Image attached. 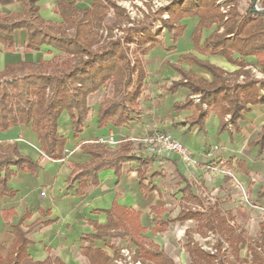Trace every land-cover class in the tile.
Segmentation results:
<instances>
[{
    "label": "trees",
    "instance_id": "trees-1",
    "mask_svg": "<svg viewBox=\"0 0 264 264\" xmlns=\"http://www.w3.org/2000/svg\"><path fill=\"white\" fill-rule=\"evenodd\" d=\"M218 0H174L168 9L169 19L162 21V29L171 33L177 30L176 37L181 33L182 27L179 21L189 18H197L198 23L192 32V42L195 51L210 56H221L227 62L240 67L237 74H242V82L230 81L225 77V71L206 62L197 59L192 54H187L181 59L191 65H195L207 71L211 75L208 82L197 77L191 71H185L179 65H171L181 79L173 82L164 91L174 92L183 87L191 96L198 95L199 101L194 106V115L189 120L203 128V106L207 109H215L221 116L219 131L227 127L230 122L237 130V123L243 119L250 105L261 104L264 98V80L250 77L244 71V63L234 60V54L240 57H254L257 65L264 71V1L261 3V12L252 10L250 0L248 8L240 13L235 5L222 13L216 6ZM38 0H0L1 5L20 3L22 11L19 14H11L0 17V32L4 34L2 43L7 47L13 45L15 30L26 31L28 47L49 46L58 51L60 55L50 60L40 58L36 62L19 61L15 65H9L0 72V132L26 125L30 126L37 135L40 143V151L50 160H60L63 157L66 139L58 132V121L66 112L72 122L74 135H78L83 126L89 108L88 97L97 93L101 88L112 87V96L104 95L99 105L97 126L99 128L111 123L115 127H121L131 120V115H137V100L140 97L145 70L141 61V55L147 48L158 44L155 37L146 27H129L122 32V36L111 39L107 36L98 45V30L104 22L107 10L112 8L115 17H121L124 10L110 0H93L91 9L78 10L73 2L57 0L56 10L61 17V23L55 24L45 21L39 14ZM161 13V11H160ZM226 18V19H225ZM115 25L117 23L114 22ZM114 25V26H115ZM215 26L209 37L201 41L202 30ZM112 25L108 31H112ZM114 28V27H113ZM220 28L223 32L219 33ZM123 30V31H124ZM72 31V33H69ZM142 34L135 43L136 53L134 59L130 58V49L133 36ZM101 38V36H100ZM94 48V46H96ZM85 57V58H83ZM14 69L26 71L22 76L5 78ZM5 78V79H2ZM134 86L132 92L130 88ZM119 98V99H117ZM191 102L190 96L181 103L175 105L176 110L187 108ZM229 116L228 120L225 117ZM250 146H258L259 153L264 148V126L256 139L249 143ZM83 151L92 156V162L75 176V179L83 180L92 178L96 184V175L104 169H112L118 175L121 165L129 161H137L140 164L139 178H143L144 172L151 159L126 157L117 154L108 157L105 148L99 142L96 145H81ZM14 168L15 170H12ZM38 164L30 158L23 156L18 151L16 143L0 144V198L13 197L14 191L8 188L7 183L18 171L34 173ZM80 185L78 193L82 192ZM264 197V191L259 194ZM202 210H182L174 219L162 222L151 229L153 234L164 231L169 223L177 221L195 220L204 218L207 232L224 236L233 231L226 225L227 220L248 223L249 212L238 207L234 214L224 216L213 203L203 207L201 201L192 196ZM107 220L104 224L91 222L94 233L83 237V241L93 245L95 241L104 242V246L113 249L106 241L107 238L125 239L135 246L133 259L141 263L175 264L162 250L148 241L143 234L146 229L140 224V214L113 203L109 210L104 211ZM13 216L12 211H5L3 219L7 221ZM23 217L17 225H11L13 240L7 255L0 254V264H63L58 259L47 256L43 261H33L28 254L30 241L27 232L22 231ZM261 238L254 246L248 244L242 232L227 238L230 243H235L233 249L237 255L240 249L245 248L251 257V264H264V221L259 224ZM30 230V229H29ZM188 233V230H186ZM145 241L149 242V246ZM239 245L240 247H237ZM218 255L221 254L220 243L216 246ZM185 252L189 255L191 264H225L217 256L209 255L193 241L189 239L185 245ZM81 255L89 264H113L120 258V253L114 249L113 258L101 248L82 247ZM214 263V261H216Z\"/></svg>",
    "mask_w": 264,
    "mask_h": 264
},
{
    "label": "crops",
    "instance_id": "crops-1",
    "mask_svg": "<svg viewBox=\"0 0 264 264\" xmlns=\"http://www.w3.org/2000/svg\"><path fill=\"white\" fill-rule=\"evenodd\" d=\"M66 1L73 2L78 10L91 9L93 6V0ZM56 4L57 0H38L39 14L45 21L61 23ZM21 11L20 3L0 4V17L16 15ZM197 23V18L179 21L178 25L182 29L177 37L176 29L171 33L164 31L165 34L158 37V44L147 48L141 55L145 78L136 102L138 114L131 115L127 124L121 127H115L111 123L101 128L97 126L99 105L104 97H98L99 90L88 97L89 111L78 135L73 133L69 115L66 112L61 115L58 132L65 137L66 144L60 160H50L40 151L39 140L30 126L19 125L0 132L1 145L16 143L20 154L38 164L33 174L26 171L16 172L7 183L8 188L14 191V196L0 198L2 256L7 255L13 240L11 225H17L25 217L21 229L27 232L30 241L28 254L33 261H43L50 256L63 264H89L81 255V248L96 247L104 250L106 247L102 241H95L91 246L83 241V237L95 232L91 222H106L104 211L109 210L113 203L139 213L140 224L146 229L143 236L150 238V234L151 239L170 232L171 227L185 233L188 228L186 223L193 220L169 223L164 231L156 234L151 229L176 218L186 208L194 211L199 207L202 210L192 196L203 204V193L215 196L214 203H218L224 216L233 215L238 207L249 212V221L255 216H263L264 197L259 194L264 191V148L259 153L258 146H250L249 143L256 139L264 126V102L248 106L249 110L237 123V130L227 122V127L219 131L221 116L215 109L203 106L201 115H205L203 128H200L189 121L194 115V106L197 103L193 102L190 92L183 87L174 92L164 91L173 82L181 79L171 65H179L185 71H191L197 77L211 81V75L207 71L181 59L187 54L222 69L230 81L239 83L244 80L242 74H237L240 71L239 66L227 62L221 56H210L194 50L191 36ZM215 29L214 25L210 29H203L201 41L209 37ZM221 32L223 28H220L219 33ZM3 38L4 34L0 32V72L19 61L52 59L54 56L49 59L47 52L52 55L60 53L49 46L28 47L26 31L23 29L14 31L12 47L5 46L1 41ZM233 58L244 63L243 70L251 78L256 79L252 76V70H256L262 75L257 80H264V71L257 65L254 57L244 58L234 54ZM188 96L191 100L188 107L176 110L175 105L183 103ZM228 119L229 116H226L225 120ZM154 133L168 134L181 142L190 150L198 165L189 166L175 154L148 155L141 139ZM108 136H113L119 142L114 146L102 144L108 157L121 154L126 157L151 159L143 178L138 176L140 164L129 161L121 165L118 175L112 169L100 171L96 175V184L92 178L82 181L75 179L83 170L81 166H87L93 160L92 156L83 151L81 145H96L99 139ZM133 138L139 141H130ZM208 153L209 157L206 156ZM209 166H218L223 172H211L208 170ZM235 181L249 199L248 206L240 202L241 193ZM80 185L83 189L79 194ZM5 211L13 212V216L7 221L3 219ZM116 240L121 241L111 238L106 241L118 246ZM4 242H7L5 254L2 249ZM153 244L157 247L159 245L155 241ZM158 249L162 250L160 247Z\"/></svg>",
    "mask_w": 264,
    "mask_h": 264
},
{
    "label": "rangeland",
    "instance_id": "rangeland-1",
    "mask_svg": "<svg viewBox=\"0 0 264 264\" xmlns=\"http://www.w3.org/2000/svg\"><path fill=\"white\" fill-rule=\"evenodd\" d=\"M113 1L117 6L124 10V14L121 17H115V12L112 8L107 10L104 22L101 26V29L98 30L97 41L98 45L102 43V41L107 37L110 36L111 39H116L122 36V32L125 33V30L129 27L139 26V27H146L148 31L152 34L155 33V37H159L164 35L165 32L162 29V21H166L169 19L168 9L171 6L172 1L168 6L164 5L162 2L161 6L157 8L154 7V4L151 0H110ZM167 1V0H165ZM182 1V0H178ZM264 0H255L252 3V10H254V4L258 5V8L262 10L261 3ZM250 0H218L216 2V6L219 8V11L222 13H227L229 9L232 8V5H235V8L240 12L244 13L245 10L248 8ZM141 3V4H140ZM254 8V9H253ZM161 11V13H160ZM165 16H168L167 19H164ZM226 19V18H225ZM117 23V25L114 24ZM112 27V31H108L110 26ZM115 25V26H114ZM125 29V30H124ZM124 30V31H123ZM72 33V31H69ZM101 36V38H100ZM142 37V34H136L132 38L134 42L127 44L130 49V58L133 60L135 55H137L135 43L139 38ZM97 47L94 46V48ZM47 54L52 58L55 55H60V53H55L52 55L51 52H47ZM85 58V57H83ZM26 73V71H13L5 78H11L14 76H22ZM2 78V79H5ZM134 86L130 88V92H132ZM104 95L112 96V87L109 85L106 88H101L98 97H102ZM118 99V98H117ZM236 185L239 187L240 195V202L244 205L248 206L249 199L245 196L244 191L241 189L240 184L235 181ZM202 196L204 208L212 205L214 203L215 196L205 195ZM206 198V199H205ZM190 207V206H189ZM199 210V209H196ZM223 210V209H222ZM225 211V210H223ZM263 216L253 217V220L248 221V223H242L240 221H236L233 223L232 221H228L226 225L231 227L233 231H229L225 233L224 236H220L214 234L212 232H207L204 224V218L195 219L191 223H186L188 228L187 231L180 232L175 231L173 227H171V233H165L163 235H157L151 239V235L149 234L147 240L153 243L155 241L158 243V247L162 248L164 253L170 257L175 264H191V260L189 255L185 252V245L189 239L193 241V244L200 247L202 250L207 252L209 255L217 256L218 253L216 251V246L220 243L221 246V254L217 256V260L221 259L225 261V264H251V257L249 256V252H247L246 247L240 249L239 253L236 255L234 252L235 243H230L227 241V238L230 236H234V234L241 233L247 239L249 245L254 246L255 243H258L261 238V231L259 228V224L264 221V212ZM252 219V218H251ZM185 224V225H186ZM119 239V238H115ZM116 240V244L118 246H113V249H104L107 254L113 258L114 249H117L120 253V258L113 261V264H143L141 261L134 260V254L136 251L135 246H133L127 238ZM146 245L149 246V242L145 241ZM237 247H240L237 245ZM3 253H6L7 250V242L3 243ZM214 261V263L217 262ZM144 264H154L153 262H146Z\"/></svg>",
    "mask_w": 264,
    "mask_h": 264
},
{
    "label": "built area",
    "instance_id": "built-area-1",
    "mask_svg": "<svg viewBox=\"0 0 264 264\" xmlns=\"http://www.w3.org/2000/svg\"><path fill=\"white\" fill-rule=\"evenodd\" d=\"M152 3L154 4V7L157 8L158 6L162 5V2H164V5L168 6L173 0H151ZM141 4V3H140ZM255 8V9H254ZM254 12H261L262 10L258 8L257 4H254ZM168 16H165L164 19H167ZM163 30V29H161ZM156 33V32H155ZM153 34L154 36L157 34ZM254 78L260 79L262 75L257 72L256 70H252ZM242 79V77H240ZM261 97L264 98V92L261 91ZM199 101V96L195 95L193 96V102H198ZM132 142H137L139 141L138 139H130ZM100 144L106 145V146H114L118 144L119 142L115 141L113 136H108L106 138H101L98 141ZM141 142L145 145L146 152L148 155L151 156H160L164 154H175L177 155L182 162L185 164L196 167L198 165V161L193 157L192 153L190 150L183 145L181 142L173 139L170 135L168 134H163V133H154L152 135L146 136L141 139ZM206 156H210V153H208ZM208 170L211 172H220V168L218 166H209ZM223 172V171H221ZM224 173H228L225 172ZM41 195H44V193H41ZM198 209H200L198 207Z\"/></svg>",
    "mask_w": 264,
    "mask_h": 264
}]
</instances>
